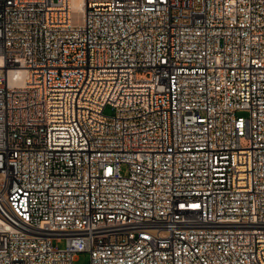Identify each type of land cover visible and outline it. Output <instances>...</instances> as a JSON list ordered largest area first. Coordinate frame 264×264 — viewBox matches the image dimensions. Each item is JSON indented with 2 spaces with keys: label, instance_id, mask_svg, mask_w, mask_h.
<instances>
[{
  "label": "built area",
  "instance_id": "obj_1",
  "mask_svg": "<svg viewBox=\"0 0 264 264\" xmlns=\"http://www.w3.org/2000/svg\"><path fill=\"white\" fill-rule=\"evenodd\" d=\"M80 253L264 264V0H0V264Z\"/></svg>",
  "mask_w": 264,
  "mask_h": 264
},
{
  "label": "rangeland",
  "instance_id": "obj_2",
  "mask_svg": "<svg viewBox=\"0 0 264 264\" xmlns=\"http://www.w3.org/2000/svg\"><path fill=\"white\" fill-rule=\"evenodd\" d=\"M105 113L107 115H112L114 112L110 107H108L105 109ZM241 114L246 115V113H241ZM122 172L124 174H127L128 169L126 165L122 166ZM54 244L60 248H65L66 240H62L61 242H57L56 240H54ZM89 263H90V255L88 253H80L78 254L77 260L75 261L74 264H89Z\"/></svg>",
  "mask_w": 264,
  "mask_h": 264
},
{
  "label": "bare ground",
  "instance_id": "obj_3",
  "mask_svg": "<svg viewBox=\"0 0 264 264\" xmlns=\"http://www.w3.org/2000/svg\"><path fill=\"white\" fill-rule=\"evenodd\" d=\"M74 5L75 6H78V2L74 1ZM12 83H13V81H12Z\"/></svg>",
  "mask_w": 264,
  "mask_h": 264
}]
</instances>
